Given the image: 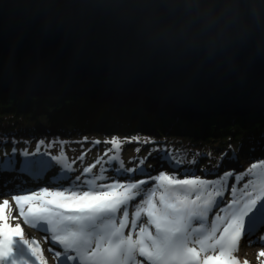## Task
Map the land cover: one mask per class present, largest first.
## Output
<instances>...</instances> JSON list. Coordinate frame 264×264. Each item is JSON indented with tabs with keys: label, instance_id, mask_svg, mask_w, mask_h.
<instances>
[{
	"label": "water",
	"instance_id": "1",
	"mask_svg": "<svg viewBox=\"0 0 264 264\" xmlns=\"http://www.w3.org/2000/svg\"><path fill=\"white\" fill-rule=\"evenodd\" d=\"M195 0H0V91L84 96L194 119L264 111V0L241 37L183 32Z\"/></svg>",
	"mask_w": 264,
	"mask_h": 264
},
{
	"label": "snow or ice",
	"instance_id": "2",
	"mask_svg": "<svg viewBox=\"0 0 264 264\" xmlns=\"http://www.w3.org/2000/svg\"><path fill=\"white\" fill-rule=\"evenodd\" d=\"M44 143L42 139L35 153L22 151L25 159L21 171L38 179L54 161L61 168L54 181L71 182L67 186L41 187L38 191L24 189L22 194L11 195V200L26 224L46 225L44 230L51 234V241L61 246L63 255L75 264H238L234 253L241 238L250 233V228L264 226V187L256 188L250 181L240 188L233 185L230 203L227 208L220 207L225 196L221 186L234 176L232 172L221 179L210 180L199 176L189 178L187 173L186 178H178L161 171L149 178L155 182V187L148 189L142 187L149 183L147 179L122 183L118 176L113 179L105 175L103 168L97 176L83 179L77 175L71 179L69 174L74 165L66 160L63 152L51 155V160L29 158L40 153V145ZM108 143L113 149L121 148L118 138ZM12 151L15 153L16 148ZM41 155L47 156V153ZM14 163V160L6 161L4 169L11 170ZM139 163L143 165L144 159ZM256 167L253 164L248 172ZM92 170V167L83 168L85 175ZM136 171L143 173L144 170L142 167L127 169L128 173ZM123 173L121 165L118 175ZM234 178L239 182L244 175ZM138 197L139 202L133 205ZM130 205L136 209L131 218ZM9 208V199H3L0 203V264H34L29 257L46 264L40 245L25 237L20 224L9 223ZM214 208L227 214H216ZM210 213L215 218L206 229ZM142 214L146 219H141ZM194 221L199 226L194 227ZM125 229L130 230L126 233ZM54 254L58 259L62 255L59 251ZM259 255L264 256V252Z\"/></svg>",
	"mask_w": 264,
	"mask_h": 264
},
{
	"label": "trees",
	"instance_id": "3",
	"mask_svg": "<svg viewBox=\"0 0 264 264\" xmlns=\"http://www.w3.org/2000/svg\"><path fill=\"white\" fill-rule=\"evenodd\" d=\"M133 137L138 140L133 141ZM113 138L125 145L113 149L108 143ZM42 139L45 143L40 145L41 152L29 158L51 160V155L63 152L66 160L74 165L69 174L71 179H75L72 174H78V170L83 179L100 174L101 170L94 167L91 173L81 174L83 166L89 167L90 153L94 151H98L99 159L104 156V160L98 159L97 167L105 169L104 174L114 179L117 176L119 180L129 179L127 169H138L140 160L144 159L143 173L133 172L135 180H140L148 173L159 172L172 158H177L179 164L178 170L171 174L201 177L209 165L221 168L233 157L239 166H245L254 157L257 159L255 151L264 148V111L186 119L141 106L99 102L84 96L18 95L0 91V179H6V173L19 172L25 159L22 151L35 153ZM86 141L89 143L75 155V146ZM96 141L101 143L96 144ZM113 157L118 159L113 160ZM10 160L15 161L14 167L5 170V162ZM51 163L53 166L41 177L46 185L55 182L54 178L61 172L60 166L54 161ZM121 165L124 173L118 175ZM232 173L241 175L244 170L234 168ZM70 182L63 180L58 184Z\"/></svg>",
	"mask_w": 264,
	"mask_h": 264
},
{
	"label": "clouds",
	"instance_id": "4",
	"mask_svg": "<svg viewBox=\"0 0 264 264\" xmlns=\"http://www.w3.org/2000/svg\"><path fill=\"white\" fill-rule=\"evenodd\" d=\"M191 13L183 25L185 35L192 31V38L203 43L206 49L223 48L238 40L252 17V0H195L183 5Z\"/></svg>",
	"mask_w": 264,
	"mask_h": 264
},
{
	"label": "rangeland",
	"instance_id": "5",
	"mask_svg": "<svg viewBox=\"0 0 264 264\" xmlns=\"http://www.w3.org/2000/svg\"><path fill=\"white\" fill-rule=\"evenodd\" d=\"M119 141L121 143V147L125 145V142L122 143V141L120 139H119ZM88 143L89 142L86 141V142H81L80 144L76 145L75 146V150H74V154L76 155L77 152L80 151ZM90 155L92 156V159H91V162L88 164L89 167H94L95 170L97 169V170L100 171L101 169L97 167V164H98L97 161L99 159V156H97V155H99L98 154V151H94V153L91 152ZM260 157H262V159L259 160V162L262 161L263 158H264L262 155H259L257 158H260ZM100 159L104 160V156L103 157H100ZM78 161H79V159L77 158V166L79 164ZM107 161H108V158L105 160V162H107ZM237 162H238V160L233 157L232 160L226 166H224V167H221L220 168V167H216V166L213 165V167L210 168V165H209L207 167V169H208V171L210 170L212 172H213V170L217 169V171H216L217 175L223 177V175H224L223 173H228L229 171H232V168H238ZM177 164H179V160L177 158H172L171 161H169L168 163H165V167H162L159 172H156L154 174H150V173L146 172L148 174H146V175L144 174L145 176L142 177V178H140V180L147 179V180H149V183L148 184H145V185H142V187L145 188V189H148L150 187H155V182L152 181V180H150L149 178L150 177H153L155 175H158L161 171H164L167 174H171V172L178 170V168H176L177 167ZM254 164H256V163H254ZM232 165H234V166H232ZM22 166L19 167V169H18L19 172H17V170H15L16 172L13 173L12 175L9 173V175L11 177H15L16 180L15 179H11V177H6V179H5L6 182H4L3 183L4 185L2 187H0V203H2L3 199H9V201H10L9 213H10V218H11V221L9 220V223L12 226H15V224H17V223L20 224L21 225V228H22V230L24 232L25 237L26 238H29V239H34L40 245L41 251L43 250L42 253H43L44 259H45V261H47V258H45V255H46L45 249L47 248L48 238H46L44 241L43 240L42 241L40 240V242H39L38 239L36 238L37 235L36 234H33L32 231H31V230H34V228L31 227L29 224H26L25 222H23L21 219H19V217H18L20 215L19 214V209L16 207L15 202L11 200V195L22 194L24 189H30V190L38 191L41 187L55 188V187H57L59 185L67 186L68 184H58L57 182H52L51 181L50 183L47 182V185H46L43 182V180H41V182H40V178H38L35 181L34 178H36V177H34V176H30L29 177L28 175L25 174V172L21 171ZM241 167H243V166H239V168H241ZM83 168H85V166H83ZM208 171L206 173H203L200 178L210 179L211 177L216 176L215 174H210ZM77 173L78 174H72V175H75V176L79 175V170H78ZM235 175L236 174H234V176ZM95 176H97V175H95ZM196 176H197V174L194 175V176H191L189 178H194ZM198 176H200V175H198ZM234 176L233 177H230L228 179L226 185H222L223 187L221 186L222 189H225L224 190L225 191V194L228 195V197L226 196L224 198V200H223V205L226 208H227V204L230 203V201H231V191H230V189H231V187L233 185H235V183H233V179H235ZM178 178H186V177L181 176V174H180V175H178ZM140 180L137 178L134 181H129V179H124V180H119V181L122 182V183H126V182H138ZM0 182H1V179H0ZM243 184L244 183L241 182L239 184L238 188L242 187ZM224 186H226L227 188H225ZM134 211L135 210H132V212L130 214V218H131L132 214L134 213ZM38 228L44 229V226H40ZM137 230H133V233H135V231H137ZM35 231L36 232H39V230H37L36 228H35ZM258 251H260V249ZM30 259L32 260V258H30ZM33 262H34V264L39 263L38 261H35V258H34V261Z\"/></svg>",
	"mask_w": 264,
	"mask_h": 264
},
{
	"label": "bare ground",
	"instance_id": "6",
	"mask_svg": "<svg viewBox=\"0 0 264 264\" xmlns=\"http://www.w3.org/2000/svg\"><path fill=\"white\" fill-rule=\"evenodd\" d=\"M262 155L264 157V148L263 149H257L256 152L254 153V155L256 157L257 154ZM262 157L255 159V157L253 158L252 161L248 162V164H246L245 166L239 168L238 165V169H242V171L244 170V173L241 175H244V179L237 182L235 179H233V183H235L236 187L238 188L239 184L242 183H248L249 181L251 182L252 185H254L256 188H260V187H264V166H261V161L259 162V160H261ZM264 161V158L263 160ZM258 162V163H257ZM256 163L257 167L255 169L252 170V172H248V169L251 168L252 164ZM238 164V163H237ZM251 165V166H250ZM234 166V165H232ZM142 167V165L137 166V168ZM234 169V168H232ZM227 170V169H226ZM217 169L212 171H208L210 174H215L216 176L211 177V180H215L217 179H221V176H218L216 173ZM232 172V171H229ZM15 173L12 172L10 173L11 175ZM81 174L85 175L83 172V168L81 170ZM224 175L226 173H223ZM223 175V176H224ZM218 176V177H217ZM4 177H11L8 173L5 174ZM129 181H134L135 180V174L134 173H130L129 176ZM216 177V178H215ZM11 179H15V177H11ZM16 180V179H15ZM35 181L37 180V178L34 179ZM42 178L40 177V182H41ZM232 181V180H231ZM5 179H2L0 182V187H2L4 184ZM223 187V186H222ZM221 187V188H222ZM225 188H227L226 186H224ZM225 190V189H222ZM225 192V191H224ZM228 197L227 194H225V196L223 197V200L225 197ZM220 199V198H217ZM140 197L137 198V201H133L132 204H136L137 202H139ZM220 207H224L223 203L220 204ZM226 208V207H224ZM132 210H136L135 207H133L132 205L129 206V214H131ZM216 214H220V215H226L227 213L225 212H219V208H214L213 210ZM19 219H21L24 222V219L22 216H18ZM215 216L210 213L208 221L205 222V228L207 229L209 227V222L214 219ZM141 219H146V216L144 214H142ZM11 221V218L9 219ZM31 227H33L31 224H29ZM40 226H44L45 228L47 227L46 225L41 224ZM39 226V227H40ZM193 226L197 227L199 226L197 222H193ZM223 226H221L222 229ZM34 230H31L33 234L37 235V239L40 242V240L44 241L46 238H49L50 235H45L43 233H39L35 231V228L37 229L38 227H33ZM130 229H126L125 232L127 233ZM133 231V230H131ZM45 249V248H44ZM51 249V250H50ZM260 249V251H258ZM43 251V250H42ZM46 251V255L45 258H47L46 264H57V259L55 257V252L59 251V252H64L63 248L61 247H56L54 245H51L47 242V248L45 249ZM261 252H264V226H254L253 228H250V233L244 235L238 246H237V251L234 253L235 257L237 258L238 264H264V256H260L259 254ZM32 258V260L34 261V257H29ZM39 264V263H36Z\"/></svg>",
	"mask_w": 264,
	"mask_h": 264
}]
</instances>
